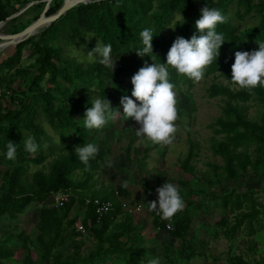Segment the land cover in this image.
Segmentation results:
<instances>
[{"label":"trees","instance_id":"obj_1","mask_svg":"<svg viewBox=\"0 0 264 264\" xmlns=\"http://www.w3.org/2000/svg\"><path fill=\"white\" fill-rule=\"evenodd\" d=\"M62 1L51 0L46 14L53 13ZM8 6L11 4L0 0V20L12 13ZM245 16L252 17L254 23L239 27L234 17ZM14 19L16 16L9 20ZM25 26L20 21L12 30ZM35 33L13 43L9 52L5 49L8 53L0 60V100L10 90V105L0 101V165L6 164L3 170L0 167V218L16 216L32 201L42 203L34 236L8 230L0 238V264L12 255L6 244L12 236H18L26 250L21 264H146L144 260L152 259L154 253L142 245L134 230L132 214L119 217L123 206L115 188L119 195L128 194L124 184L84 191L104 159L90 149L95 137L88 134L103 130L115 111L136 114L150 110L151 91L163 98L179 80L191 81L199 70L217 72L227 80L208 87L210 96L222 95L224 102L221 114L209 123L214 132L211 148L222 162L210 163L213 174L205 178L207 183L218 184L223 176L234 178L251 166L264 189V0H89L69 7ZM76 45L84 52L82 56L72 51ZM90 53L93 56L88 58ZM239 62L250 63L261 74L250 73L247 67L233 72ZM16 79L17 87L13 85ZM92 90L97 100L91 96ZM250 99L262 105L256 120L247 113ZM36 115L49 122L58 141ZM215 134H221L220 138ZM158 142H147L142 157ZM195 144L189 138L181 160L184 171L194 170L190 159ZM130 148L126 147L128 156ZM34 149L37 153L32 154ZM54 150L57 152L46 170L27 173L30 162L40 163ZM178 181L180 199L166 202L164 209L172 228L165 226L153 208L159 195L148 198L152 224L181 239V247L170 257L175 264L188 262L194 254L185 238L192 220L190 209L179 203L190 196L193 213L202 206L197 199L202 190L188 186L185 178ZM57 191L68 193L67 199L60 204L46 202ZM94 197L112 202L100 219L92 203ZM212 197L222 206L219 224L226 225L224 232L229 236L242 223L251 228L262 211L250 193L212 188ZM245 197L251 202L245 203L247 208L243 207ZM75 202L82 204L80 219L73 209ZM231 211H235L232 222L228 220ZM79 221L92 235L85 251ZM162 251L171 254L168 242ZM229 264L251 263L234 254Z\"/></svg>","mask_w":264,"mask_h":264},{"label":"rangeland","instance_id":"obj_2","mask_svg":"<svg viewBox=\"0 0 264 264\" xmlns=\"http://www.w3.org/2000/svg\"><path fill=\"white\" fill-rule=\"evenodd\" d=\"M3 1L11 4L7 9L12 13L20 10L27 3L29 4L13 15L16 16V19L9 20L11 16L3 21L0 33L15 32L12 28L15 23L20 21L27 25L32 21L31 18L35 13L40 14L45 5V0ZM37 3L42 6L38 7ZM176 17L178 15H175L174 18ZM234 20L239 27L254 23V19L250 16L241 19L234 17ZM96 43L99 44V42ZM11 45L0 47V60L11 50ZM5 49L8 51L7 53ZM72 51L79 56L84 53L78 45L73 46ZM96 55L98 54L96 53ZM92 56L93 53H90L88 58ZM108 60L105 57V62ZM248 64L239 62L232 71L244 70V67H247L248 72L261 74L260 69H255L254 66ZM212 82L227 83V80L217 72L205 74L199 70L192 74L191 81L179 80V84L172 86L163 98H159L156 93L151 91L153 106L150 110L136 114H131V110L124 113L115 111L111 114V122L107 123L103 130L89 131L88 136L95 137L90 149L101 153L104 159L94 172L93 178L88 179L90 185L84 191L109 186L115 187L119 183L124 184L128 194H118V198L127 207L119 217H123L124 214H132L131 219L136 225L134 230L140 235L142 245L154 253L152 259L144 260L146 264H175L170 262V257H174L176 251L181 247V239H174L163 227L152 224L153 215L148 208V198L159 195L158 203L163 207H166L168 201L179 200L178 188L181 187V184L178 180L182 178L186 179L188 186L202 190L198 193L197 198L201 201L202 206L193 213V208L189 204L190 196L184 197L179 203L181 207L187 205L186 207L190 209L192 220L185 238L193 246L194 254L188 262H178L177 264H229V259L234 254L241 255L251 264H264V189L258 172L248 166L246 170H240L234 178L223 176L218 184L211 185L205 179L213 174L210 163L222 162L221 156L214 153L211 148L214 132L209 123L221 114L224 100L222 95L210 96L208 94V87ZM18 83L19 81L16 79L13 85L17 87ZM230 85L234 86L233 83ZM9 92L10 90L0 100L3 105L9 104ZM91 92V96L97 100L95 90ZM101 104L103 105V102ZM261 111L262 105L256 99L248 101L247 113L250 118L258 119ZM35 117L43 121L45 129L52 135L53 140L58 141V133L49 122L44 121L40 115ZM215 136L220 138L221 134H215ZM189 138L196 141L195 153L190 159L194 166L193 172L184 171L181 166V160L187 152ZM156 140H159L158 145L151 147L146 156L142 157L144 145ZM128 145L131 147L129 156L125 152ZM246 149L251 152V148L246 147ZM56 152L57 150H54L49 153L46 159L40 163L30 162L27 173L29 174L37 168L46 170ZM35 153H37V149L32 151V154ZM0 167L3 170L6 168V164H1ZM212 188L217 191L234 190L242 194L250 193L255 206L262 210L259 212L258 218L254 219L252 227H246V223H242L233 235L226 234L224 232L226 225L219 224L223 215L222 206L217 203L216 198L212 197ZM46 202H54V196L50 195ZM246 202L251 203L248 197H245L243 202L244 208H247L245 207ZM41 203L37 200L32 201L23 212L16 216L12 217L7 214L1 216L0 238H4L8 234V230L13 232L23 230L28 236H34L37 232L35 222ZM135 205L136 207L140 205V209H136V212L127 210ZM73 209H77L78 219H80L82 204L75 202ZM234 213L235 211L228 212V220L231 222L234 219ZM91 236L88 229L83 231L85 240L83 251L90 245ZM165 242H168L172 248L171 254H167L169 258L162 251ZM6 244L11 247L12 255L4 258L5 264H21L26 250L20 245L19 237L12 236L6 241ZM67 248L69 249V247ZM32 251L35 257V252Z\"/></svg>","mask_w":264,"mask_h":264},{"label":"water","instance_id":"obj_3","mask_svg":"<svg viewBox=\"0 0 264 264\" xmlns=\"http://www.w3.org/2000/svg\"><path fill=\"white\" fill-rule=\"evenodd\" d=\"M50 1L51 0H45V5L42 8L40 14L22 29L17 30L13 33H0V45L4 44L6 46L24 39L25 37L33 34L39 26L41 27L51 23L54 19L63 14L69 7L89 0H63L60 6L53 13L46 14V10ZM28 4L29 3H27L26 5ZM25 6H23L21 9H23ZM20 10L11 13L6 17V19L17 14ZM5 20H0V22H3ZM4 45L2 47H4Z\"/></svg>","mask_w":264,"mask_h":264},{"label":"built area","instance_id":"obj_4","mask_svg":"<svg viewBox=\"0 0 264 264\" xmlns=\"http://www.w3.org/2000/svg\"><path fill=\"white\" fill-rule=\"evenodd\" d=\"M115 194L118 195V191L117 189H115ZM54 196V202L56 204H60L62 203V201L64 199H67L68 193L63 192V191H57L55 193H53ZM119 196V195H118ZM87 201H89V199H87ZM121 201V200H120ZM92 203L95 205V212L97 214V219H100L101 215H103L104 213L108 212L111 208H112V202L109 199H101L99 197H94L92 199ZM122 206H123V210H125L124 208H126V204L121 202ZM155 212L159 215L160 218L165 220V226L170 229L172 228V224H171V220L170 218H167L164 215V209L165 207H163L161 204L157 203L154 207ZM140 209V205L138 207H136V205L134 207H129L127 210L129 211H136ZM77 228L84 231L85 228L83 227V225L81 223L77 224Z\"/></svg>","mask_w":264,"mask_h":264},{"label":"bare ground","instance_id":"obj_5","mask_svg":"<svg viewBox=\"0 0 264 264\" xmlns=\"http://www.w3.org/2000/svg\"><path fill=\"white\" fill-rule=\"evenodd\" d=\"M3 24H4V22H0V28H1V26H2ZM41 27H42V26H41ZM41 27L39 26V27L36 29V31H37L39 28H41ZM36 31H35V32H36ZM35 32H34V33H35ZM3 45H4V44L0 45V47H2ZM4 46H5V45H4Z\"/></svg>","mask_w":264,"mask_h":264},{"label":"clouds","instance_id":"obj_6","mask_svg":"<svg viewBox=\"0 0 264 264\" xmlns=\"http://www.w3.org/2000/svg\"><path fill=\"white\" fill-rule=\"evenodd\" d=\"M116 189V188H115ZM119 197V196H118ZM120 200V199H119ZM121 218H122V216H121Z\"/></svg>","mask_w":264,"mask_h":264},{"label":"crops","instance_id":"obj_7","mask_svg":"<svg viewBox=\"0 0 264 264\" xmlns=\"http://www.w3.org/2000/svg\"><path fill=\"white\" fill-rule=\"evenodd\" d=\"M136 212V211H135ZM122 218H124V215H123V217Z\"/></svg>","mask_w":264,"mask_h":264}]
</instances>
